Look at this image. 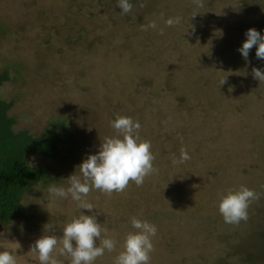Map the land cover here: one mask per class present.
Returning a JSON list of instances; mask_svg holds the SVG:
<instances>
[{
    "label": "rangeland",
    "instance_id": "374dc122",
    "mask_svg": "<svg viewBox=\"0 0 264 264\" xmlns=\"http://www.w3.org/2000/svg\"><path fill=\"white\" fill-rule=\"evenodd\" d=\"M202 2L130 0L124 14L118 0H0V72L10 75L0 97L12 102L13 129L39 136L59 120L74 147L58 127L63 156L28 157L50 180L24 196L22 218L0 226V251L17 264H40L35 241H59L81 214L95 215L101 239L116 241L93 264H114L136 231L132 217L157 228L149 264H264V82L252 74L264 72V59L256 46L247 61L239 51L249 28L264 35V0ZM177 16L179 24L166 25ZM117 116L140 123L156 171L123 192L93 188L84 197L92 210L50 196L51 185L67 189L83 160L116 135ZM182 148L190 159L174 164ZM241 186L259 198L247 220L226 223L220 198ZM59 247L53 257L70 264Z\"/></svg>",
    "mask_w": 264,
    "mask_h": 264
},
{
    "label": "clouds",
    "instance_id": "9594fccd",
    "mask_svg": "<svg viewBox=\"0 0 264 264\" xmlns=\"http://www.w3.org/2000/svg\"><path fill=\"white\" fill-rule=\"evenodd\" d=\"M198 8L204 7L202 0H193ZM141 7L145 5L141 3ZM118 7L124 14L132 10L130 0H118ZM181 22V17L168 18L165 23L171 27ZM148 27L155 28L153 22ZM146 30V29H145ZM163 30L161 29V33ZM247 39L243 42L239 51L247 61L250 50L256 46V56L264 59V35L255 28H249L246 32ZM255 79L264 82V72L259 68H253ZM226 83V76L220 79L219 85ZM116 135L106 137L95 154H89L78 166L81 175L72 174L69 178V186L57 187L51 185L48 189L50 196L54 198H67L78 202L80 209H94L92 203L86 197L95 188L106 194L123 192L129 182H135L142 186L147 176L156 169L153 166L155 157L151 151V142L141 140L139 129L141 125L131 117L117 116L111 123ZM190 159L186 149H181L180 158L173 159L174 164H181ZM258 195L252 189L241 186L238 190L228 191L222 195L218 204L219 212L226 223L238 224L241 220H247L249 202L258 199ZM135 232H129L123 243V250L115 258L114 264H149L150 253L154 250L152 237L156 235L157 228L154 224L142 221L136 217L131 219ZM49 226L46 231H51ZM102 237V228L95 215L81 214L73 218L63 227V236L58 241L55 235H43L38 238L32 250L38 253L40 264H60L53 257L57 249L59 254L70 257V264H93L104 255L105 250L113 251L116 241ZM100 241L99 246L97 241ZM75 242V243H73ZM0 264H17L10 251H0Z\"/></svg>",
    "mask_w": 264,
    "mask_h": 264
},
{
    "label": "trees",
    "instance_id": "16d2710c",
    "mask_svg": "<svg viewBox=\"0 0 264 264\" xmlns=\"http://www.w3.org/2000/svg\"><path fill=\"white\" fill-rule=\"evenodd\" d=\"M9 80L7 69L1 70L0 87ZM11 106L12 102L0 97V226L22 218L24 196L35 186L50 180L48 171L31 165L28 157L39 154L57 160L63 156V139L56 131V128L65 126L63 122L55 120L54 126L50 124L39 136L24 130L15 131V119L8 114ZM62 130L70 150H73L71 134L67 129Z\"/></svg>",
    "mask_w": 264,
    "mask_h": 264
}]
</instances>
